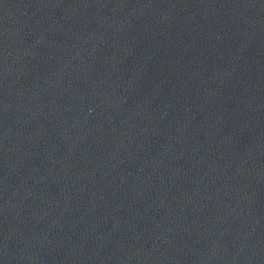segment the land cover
I'll use <instances>...</instances> for the list:
<instances>
[{
    "label": "water",
    "instance_id": "water-1",
    "mask_svg": "<svg viewBox=\"0 0 264 264\" xmlns=\"http://www.w3.org/2000/svg\"><path fill=\"white\" fill-rule=\"evenodd\" d=\"M0 264H264V0H0Z\"/></svg>",
    "mask_w": 264,
    "mask_h": 264
}]
</instances>
